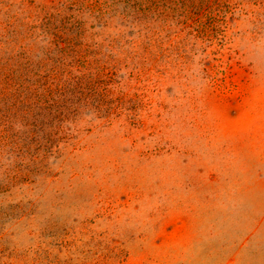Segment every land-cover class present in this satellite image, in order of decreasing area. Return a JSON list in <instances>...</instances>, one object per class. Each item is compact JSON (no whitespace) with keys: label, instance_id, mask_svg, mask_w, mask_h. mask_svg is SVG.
<instances>
[{"label":"rangeland","instance_id":"obj_1","mask_svg":"<svg viewBox=\"0 0 264 264\" xmlns=\"http://www.w3.org/2000/svg\"><path fill=\"white\" fill-rule=\"evenodd\" d=\"M114 1L0 0V264H264V0Z\"/></svg>","mask_w":264,"mask_h":264},{"label":"trees","instance_id":"obj_2","mask_svg":"<svg viewBox=\"0 0 264 264\" xmlns=\"http://www.w3.org/2000/svg\"><path fill=\"white\" fill-rule=\"evenodd\" d=\"M134 1L135 2L132 3V6L134 4V6H133L134 11L138 15L141 12L145 11L146 9L149 10V9L153 8V10L155 11L157 8L154 9V7L158 6L157 2H153L151 4V7H149V6H145V4H143V2H142L143 0H134ZM118 2H119L118 0L114 1L113 4L115 5ZM131 2H133V0H123V3H125L127 6H130ZM36 6L37 5H35V7ZM131 7L124 10L125 16H127L129 14V9ZM39 9L35 11L36 17H39L40 19L42 18L43 20L39 24L32 25V26L30 25L29 26L30 30L33 29L31 32H35V29L39 28L38 31H41V33H45V34L50 33V34L57 37L59 35L60 29L56 28V26L52 27V25L55 23V15L53 13H50V12L49 13L45 12L46 14L43 15L42 13L44 12L45 7H40ZM114 10H116V9H114ZM131 11H132V9H131ZM162 14L166 16V15H168V12L165 10V11H163ZM53 20H54V22H53ZM51 29L53 30L52 32H51ZM25 68L27 69L26 71L28 72L29 71V64H27L25 66ZM17 71H18V69L16 70V74L14 73V70L12 71L13 73L10 72L8 75L4 74L3 83L5 85V89H3L2 98H6L7 100L11 99V107L10 108H11V111H13V109H14L13 116H15V114H17L23 120H27L30 116V107L32 104L31 101L34 100V102L36 101V102H44L45 103V100L43 99V96L37 92V89L32 87V86H36V88H39L38 87L39 81L31 82L33 79L31 78L30 75L27 76V74L25 73V77H23L24 74L23 73L17 74L18 73ZM9 114H10V112H9ZM8 117H10V116L8 115Z\"/></svg>","mask_w":264,"mask_h":264}]
</instances>
